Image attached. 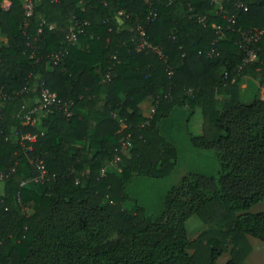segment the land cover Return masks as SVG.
Segmentation results:
<instances>
[{
  "label": "trees",
  "instance_id": "16d2710c",
  "mask_svg": "<svg viewBox=\"0 0 264 264\" xmlns=\"http://www.w3.org/2000/svg\"><path fill=\"white\" fill-rule=\"evenodd\" d=\"M9 1L0 0V264H216L227 244L224 264H243L247 236L264 242V211H248L264 199V97L244 102L239 91L242 77L264 81V0H31L29 16L26 0ZM42 86L70 115L39 107ZM184 108L200 111L189 140L214 150L217 177H182L159 217L127 211L135 175L176 166L160 123ZM116 156L118 169L102 174ZM37 163L42 183L31 182ZM191 214L208 228L188 240Z\"/></svg>",
  "mask_w": 264,
  "mask_h": 264
},
{
  "label": "rangeland",
  "instance_id": "374dc122",
  "mask_svg": "<svg viewBox=\"0 0 264 264\" xmlns=\"http://www.w3.org/2000/svg\"><path fill=\"white\" fill-rule=\"evenodd\" d=\"M249 77V76H248ZM240 98L250 102L254 94L264 97V81L250 77H242L239 82ZM122 126L125 125L122 123ZM201 129V115L199 110L188 116L184 109L175 110L169 118L160 123V130L167 140L177 150V164L174 169L162 177L135 175L127 187L129 199L124 202V208L133 212L136 204L142 206L145 212L154 217H159L163 212V201L168 191L181 184L182 177L189 175H204L217 177L220 167L214 150H204L193 146L189 140V133L198 135ZM128 148L125 149L127 151ZM120 160H112L105 166L110 171H115ZM249 212L264 211V199L253 205ZM188 240L197 237L199 233L208 228L196 214H191L185 221ZM251 245L249 254L243 264H264V242L252 236H247ZM230 244H227L223 253L216 260V264H224L229 259ZM191 252V251H189Z\"/></svg>",
  "mask_w": 264,
  "mask_h": 264
},
{
  "label": "built area",
  "instance_id": "2783aa9c",
  "mask_svg": "<svg viewBox=\"0 0 264 264\" xmlns=\"http://www.w3.org/2000/svg\"><path fill=\"white\" fill-rule=\"evenodd\" d=\"M238 6L242 7L243 9H246V6L243 3H241V2H238ZM24 7H25V14L27 16H29L31 14V12H32V7H33L32 1L31 0H26V3L24 5ZM229 20H231V18H229ZM81 31H82V28L79 26V23L76 22L75 25L70 26V28L68 29V31L66 33L67 40L71 44H74L77 41V34L79 32H81ZM140 32L143 33L142 30ZM243 39L247 43H249V42H251L252 37H249L246 34H244V38ZM138 46H139V48H142L144 46L150 47L153 50H155L159 55H162L160 50H158L156 47L151 46V44H149L146 41H143ZM247 52H248L250 58L254 57V52L252 50H248ZM52 58H53L54 62H56V60L59 58V55L55 54V55H53ZM40 95H41V98H42V103L39 106L40 108H45L46 106L55 105V106H59L60 108H63L65 113L67 115H70V112L66 109V105L62 104L60 102V100L56 97L55 93L49 91L46 87L42 86L41 91H40ZM33 111H35V110H33ZM33 111H31L30 113H33ZM26 120H27V122H30L32 124L34 123V118H31L30 116H26ZM20 135H21V140L31 141V140L34 139V135L29 134V133H23V134H20ZM130 146H131V140L129 139V134H127L125 136V138L121 142V148L122 149H126V148H129ZM113 160H120V158H119V156H116ZM36 168L38 170V175H36L33 179H31V182L42 183L45 180H47L48 177H47L46 169L41 164H38V163L36 164ZM106 170L107 169L105 167L102 168L101 173L103 174ZM3 178H4V173L0 171V181ZM28 182H30V181L29 180H22L20 182V186H24Z\"/></svg>",
  "mask_w": 264,
  "mask_h": 264
},
{
  "label": "crops",
  "instance_id": "0c3cea01",
  "mask_svg": "<svg viewBox=\"0 0 264 264\" xmlns=\"http://www.w3.org/2000/svg\"><path fill=\"white\" fill-rule=\"evenodd\" d=\"M9 5H10V1L9 0H3V2H2V7L3 8L7 9L9 7ZM0 42H6V37L3 34H0ZM249 78H250V76L249 77L245 76V79H249ZM184 110H186V109L184 108ZM35 120H37V118H34V122H35ZM201 122H202V120H201ZM200 133H201V129H200ZM1 192H2V186L0 184V194H1Z\"/></svg>",
  "mask_w": 264,
  "mask_h": 264
}]
</instances>
